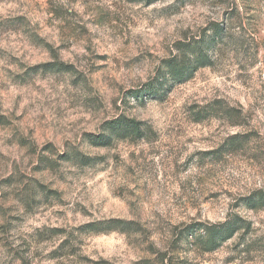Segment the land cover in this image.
Wrapping results in <instances>:
<instances>
[{
    "label": "rangeland",
    "instance_id": "rangeland-1",
    "mask_svg": "<svg viewBox=\"0 0 264 264\" xmlns=\"http://www.w3.org/2000/svg\"><path fill=\"white\" fill-rule=\"evenodd\" d=\"M121 116L147 135L99 139ZM260 195L264 0H0V264H264ZM236 214L208 251L200 226Z\"/></svg>",
    "mask_w": 264,
    "mask_h": 264
},
{
    "label": "trees",
    "instance_id": "trees-1",
    "mask_svg": "<svg viewBox=\"0 0 264 264\" xmlns=\"http://www.w3.org/2000/svg\"><path fill=\"white\" fill-rule=\"evenodd\" d=\"M223 31L224 29L222 26H216V35H221ZM212 46L213 39L209 37L200 42L199 46L196 48L197 52L194 53V57H190L188 55L187 49H184V52L186 53L185 55H183L182 52L180 58L169 61L168 64L164 66L163 72H161V74H163V78L171 82L169 86L173 87L178 82L189 80L193 77L194 73L198 69L206 65H211L210 63H212V56L210 54V49ZM165 80L161 83L160 87L155 88V93L165 94L170 90V87L168 89L165 88L164 90H162L165 84ZM109 124L111 125H109V127L107 128L110 130V133L98 137L99 139H104L105 143H109L112 135L120 136L122 138H126L129 136L142 138L147 135L146 129L141 126L142 123L140 121H136L125 116H121L115 120H111ZM229 141L230 145H233L237 142L235 140V137H233ZM246 200L247 204L250 205L251 208H254L258 204H264V195H260L257 197L254 196L251 198H247ZM244 223V219L236 214L231 215L223 222L217 224H212L210 226L201 225L199 229L205 228L206 235L201 236L199 240L208 251L216 250L222 245L223 242L233 238L241 229L249 227L247 223ZM132 226L133 222L131 221L114 218L109 220L91 222L86 225V228H89L90 231H94L97 233H104L117 229L121 231L130 230L132 229Z\"/></svg>",
    "mask_w": 264,
    "mask_h": 264
}]
</instances>
